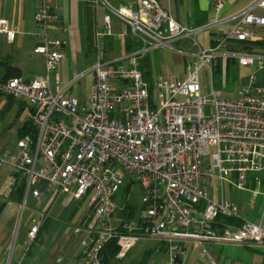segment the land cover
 I'll use <instances>...</instances> for the list:
<instances>
[{"label":"built area","instance_id":"1","mask_svg":"<svg viewBox=\"0 0 264 264\" xmlns=\"http://www.w3.org/2000/svg\"><path fill=\"white\" fill-rule=\"evenodd\" d=\"M55 1L40 0L35 12L43 42L32 52L44 57L43 74L0 79V94L30 110L36 131L0 154V167H12L21 182L22 207L27 198L39 200L44 195L63 196L66 206L87 202L85 214L93 219L75 264H102L100 253L111 241L117 246L114 260L120 261L141 240H156L166 264H180L188 243L264 248V228L242 219L240 207L224 193L231 187L261 195L264 212V87L251 75L234 99H226L212 87L203 95L199 81L202 69L212 78L219 63L230 60L241 67L264 69V54L229 49L252 38L251 27L264 28V16L253 14L264 0L228 19L194 28L178 23L156 0H134V5L118 7L97 0L106 10L94 34L97 58L67 84L52 82L64 57L63 43L47 39ZM222 4L216 2V11ZM113 18L120 23L117 36L131 37L137 47L105 61L104 40L114 35ZM232 20L235 26L213 45H199L201 33ZM0 35H12L6 20L0 19ZM184 41L193 52L178 48ZM157 49L184 52L192 61L182 75L156 78L150 93L138 61ZM87 75L90 93L82 104L69 92ZM206 104L212 106L209 116L203 113ZM136 186L142 190L138 215L113 222L119 193ZM36 215L30 220V241L48 219L47 213ZM200 255L213 264L206 249Z\"/></svg>","mask_w":264,"mask_h":264},{"label":"crops","instance_id":"2","mask_svg":"<svg viewBox=\"0 0 264 264\" xmlns=\"http://www.w3.org/2000/svg\"><path fill=\"white\" fill-rule=\"evenodd\" d=\"M106 1L114 7L134 5V0ZM156 1L178 23L194 28L214 19H228L256 0ZM217 1L223 3L219 11L215 8ZM39 2L40 0H0V19L7 21L12 33L11 36L0 35V61L17 68L23 79L40 76L44 71V57L32 52L34 47L43 42L42 31L35 23V12ZM53 6L54 19L47 26V39L63 43L61 49L64 57L52 78L67 84L86 72L95 62V60L90 64L86 62L81 66V55L86 43L91 49L96 50L94 34L102 25L106 10L97 0H56ZM253 14L264 16V6L256 8ZM88 15L91 17V28ZM236 23L235 20L223 22L218 28L200 35V43L206 47L213 45L225 30L231 29ZM111 26L114 35L104 40L107 53L105 60L104 52L105 61L115 60L137 47V42L131 37L117 36L120 32V23L116 18L111 20ZM250 31L253 33L252 38L242 43H234L229 49L264 54V28L254 26ZM178 48L186 53L193 52V47L187 41L179 43ZM119 49H123V52H119ZM184 52H176L175 56L176 64L183 62L185 70L186 63L192 61V58L186 56ZM162 54L163 49H157L139 59L138 68L147 83L152 84V63L157 65ZM230 65L233 66L234 72L241 67L230 60L220 62L215 72H219L221 67L229 72ZM249 68V77L254 75L257 82L264 87V69L258 71L254 66ZM182 74L184 71L180 73ZM159 75L157 72L156 78ZM2 77L3 71L0 69V79ZM249 77L239 83L238 90L247 85ZM29 114L30 110L24 105L0 94V154L14 149L17 140L25 137L22 136V131L31 123ZM228 190L234 189L228 187ZM234 192L230 199H227L240 207V217L248 221H251L252 217L251 222L264 228L262 196L255 195L253 198V193L249 191ZM238 192L242 196V201L240 196H237ZM22 193L21 182L17 180L12 167L8 165L0 167V264H75L81 254L80 243L87 236V228L91 224L88 222L85 209L82 210L81 205L77 203L66 206L64 197L55 195H44L39 200L29 197L32 198L31 206L27 207L29 199L27 198L23 208ZM38 213H47L48 219L36 234V238L30 241L28 238L30 220ZM239 225V222L235 223L236 227ZM80 226L81 231L75 234V229ZM202 249L208 251L213 264H264V248L207 242L185 245V254L180 264H207L200 255ZM166 262L167 257L159 242L147 239L138 242L123 260H114L111 264H166Z\"/></svg>","mask_w":264,"mask_h":264},{"label":"rangeland","instance_id":"3","mask_svg":"<svg viewBox=\"0 0 264 264\" xmlns=\"http://www.w3.org/2000/svg\"><path fill=\"white\" fill-rule=\"evenodd\" d=\"M206 33L207 32H204V33H201L200 35L206 34ZM200 35L197 37V41L201 47L205 48L206 45H203L200 43ZM104 52H105V60H106V54H107L106 47H104ZM119 52L122 53L123 49H119ZM175 54L176 52L175 51L173 52V50L163 49V54L160 56L158 64L155 65V63H152V74H153L151 75L152 84H154L155 82L157 72L158 74H160L158 77L167 78V77H170L176 74H180L184 71L183 62L181 64H176L177 58ZM81 57H82L80 60L81 66L83 63H86V62L88 64H90L91 62L93 63L94 60H96L97 58L96 50L91 49L90 45L86 43ZM233 69L234 68L232 65H230L229 72H226L224 67L223 69L221 67L219 72L217 73L215 72V69H214V72H213L214 76L212 78H210V75L207 72V70L202 69L199 72V81H200L201 88H202V94L204 95L208 93L212 87L214 88V91H216L222 98L227 97L230 99H234L237 94L239 83H242L243 81H245V79H247V77H249L250 68L240 67L236 72H234ZM53 81L54 79L52 80V82ZM90 86H91V77L87 75L81 78L80 80H78V82L70 90L69 94L77 97L80 103H84V101L89 96ZM211 110H212V106L210 104L204 105L203 113L205 116H209L211 114ZM251 188L254 189V186H252ZM224 193H225V197L230 199V197L232 196V193H235V192L234 190H228V188H225ZM213 196H215V193L213 194ZM237 196H240V201H242V196L239 192ZM254 196L255 195L252 194L253 198ZM141 197H142V190L138 186H136L133 189V191L128 192V193L121 191V193H119V196H118L117 209H116L115 216L113 218V222L119 223L120 221H127V220L134 219L139 213V203H140ZM31 201H32V198H29L27 201V207L31 206L30 204ZM77 204H80L81 209L84 210L87 205V202L83 201ZM87 216H88V222L92 221L93 219L92 215L88 214ZM250 219L251 221H253L252 217Z\"/></svg>","mask_w":264,"mask_h":264},{"label":"trees","instance_id":"4","mask_svg":"<svg viewBox=\"0 0 264 264\" xmlns=\"http://www.w3.org/2000/svg\"><path fill=\"white\" fill-rule=\"evenodd\" d=\"M90 18L91 17L88 15L89 27L91 28ZM0 69L3 71V77L1 78L2 81H5L9 78L20 77V71L17 68L12 67L10 64H8L6 62L0 61ZM149 84H150V90L149 91L151 93L152 92V84L150 82H149ZM10 100H12V99H10ZM35 133H36V131H35L34 126L31 123H29L23 128L22 136H26V135L30 134L33 137V135H35ZM219 222L224 223L225 225L226 224H233V222H231L230 220H226V219H220ZM116 253H117L116 242L111 241V242L107 243L100 253L102 264H111L114 261Z\"/></svg>","mask_w":264,"mask_h":264}]
</instances>
